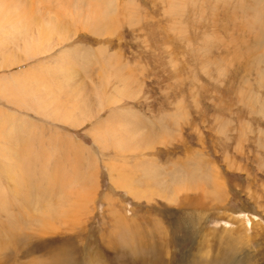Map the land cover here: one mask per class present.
<instances>
[{
  "label": "rangeland",
  "instance_id": "obj_1",
  "mask_svg": "<svg viewBox=\"0 0 264 264\" xmlns=\"http://www.w3.org/2000/svg\"><path fill=\"white\" fill-rule=\"evenodd\" d=\"M0 2V264H264V0Z\"/></svg>",
  "mask_w": 264,
  "mask_h": 264
},
{
  "label": "bare ground",
  "instance_id": "obj_2",
  "mask_svg": "<svg viewBox=\"0 0 264 264\" xmlns=\"http://www.w3.org/2000/svg\"><path fill=\"white\" fill-rule=\"evenodd\" d=\"M7 2V1H6ZM0 4H1V2H0ZM3 4H5V2L4 3H2L1 5H0V8L2 7V5ZM4 6V5H3ZM5 7V6H4ZM1 8L0 9V16H5L4 18H7V16H9V15H11L10 14V10H7V11H5L6 9L5 8ZM13 9H15V8H13ZM23 12H26V11H24V10H22ZM110 17V16H109ZM101 19V18H100ZM7 20H9V19H7ZM12 23L13 24H16V21H12ZM97 24V23H96ZM104 24V23H103ZM31 26V25H30ZM32 26H34V22L32 23ZM38 29H39V34H40V41H39V43L41 42L43 45H44V43L47 41L46 40V38L51 34V33H53V32H62V31H60V21L57 19V20H54V21H49L48 23H46V24H41L40 23V26H38ZM66 30V29H65ZM28 32H30V31H28ZM64 34V33H63ZM34 41V40H33ZM30 45L28 46V47H26V49H28V50H30V51H28V52H31V51H33L32 49L34 48L31 44H32V41L30 40ZM68 42V41H67ZM40 43V44H41ZM35 44V43H34ZM36 44H37V42H36ZM41 44V45H42ZM42 45V46H43ZM38 47V46H37ZM13 59H7L6 61H4L3 63H1V64H10V63H13ZM0 64V65H1ZM4 65V66H5ZM133 95V94H132ZM100 97V96H99ZM34 105V104H33ZM68 112V111H67ZM137 119V118H136ZM58 120V119H57ZM79 125V124H78ZM113 128V127H112ZM115 133V132H114ZM114 133H109V135H108V137L107 138H109V137H111L112 135L111 134H114ZM113 137V136H112ZM107 138L105 139V140H107ZM112 140V139H111ZM119 140V142L122 140V139H118ZM110 141V140H109ZM119 142H117L118 143V145H119ZM124 142V141H123ZM107 143V142H106ZM109 143V142H108ZM121 143H122V141H121ZM120 143V144H121ZM185 174V173H184ZM182 176V175H181ZM188 177V176H187ZM194 179V178H193ZM127 180V179H126ZM218 180V179H217ZM211 181H212V179H211ZM124 183H126V181H123ZM216 183V182H215ZM215 185V184H214ZM219 185V184H218ZM192 187V186H191ZM218 187V186H217ZM222 188V187H221ZM31 198V197H30ZM79 202V201H78ZM15 222H13V224H14ZM17 223V222H16ZM132 236V235H131ZM56 252H57V254L59 255V257H58V255H57V257L58 258H56V259H53L52 258V261H51V263L50 264H72L73 262L75 263L76 261H74V252H72V249L71 248H69L68 246H61V247H59L57 250H56ZM54 254V253H53ZM56 256V255H55ZM55 258V257H54Z\"/></svg>",
  "mask_w": 264,
  "mask_h": 264
}]
</instances>
